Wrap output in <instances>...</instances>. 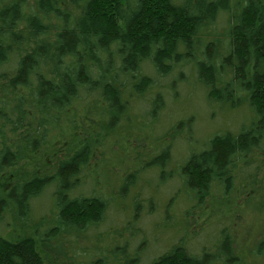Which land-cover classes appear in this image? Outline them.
<instances>
[{
  "label": "trees",
  "instance_id": "obj_1",
  "mask_svg": "<svg viewBox=\"0 0 264 264\" xmlns=\"http://www.w3.org/2000/svg\"><path fill=\"white\" fill-rule=\"evenodd\" d=\"M185 71L252 119L179 159ZM104 227L89 264H264V0H0V264H71Z\"/></svg>",
  "mask_w": 264,
  "mask_h": 264
},
{
  "label": "rangeland",
  "instance_id": "obj_2",
  "mask_svg": "<svg viewBox=\"0 0 264 264\" xmlns=\"http://www.w3.org/2000/svg\"><path fill=\"white\" fill-rule=\"evenodd\" d=\"M171 80L172 79H170V81ZM166 98L168 107L165 115L168 117V119L167 124L161 125L162 133L166 131L169 126L174 125L178 121L190 118L194 120L192 124V137H188L190 139V142L186 143L189 146H187L183 142H178L175 145V149L173 151V155L176 158L179 157V154L181 152L183 153L184 158H186L189 152L199 151L201 148H203L202 146L204 144H206L212 137L217 134H222L231 130L238 132L242 127L247 128L250 125L252 119V114L246 107H242L241 109L230 112L227 111L225 109V106L223 105H210L207 102L206 88L201 86L197 82V78L194 74L188 73L187 71L184 72V78L177 85V89L173 92V94L169 93ZM138 113L142 116L147 115L149 118L151 116L148 115L149 110H146L145 108L141 109ZM165 115L162 117L163 119L161 118L162 121L165 120ZM135 119L136 117H130L129 121L132 122ZM143 119L146 120V118ZM143 119L139 118L134 122L143 123ZM86 127L88 131L90 128V124H86ZM108 177L113 180V178L115 177V173H112ZM98 179L101 181V176H99ZM7 181L8 180H5L4 182L6 183ZM109 182H111L113 185H116L117 181ZM113 192L116 196L122 193L120 184L113 186ZM167 194L169 193H165V195ZM119 200H121V198ZM9 222L11 223V229L10 231H7H9L8 233L11 237L17 235H28L27 233L29 232L26 230V227L23 226L25 225L23 221H20V223L11 219ZM190 222L193 223V221L191 220ZM246 224V226H252V232H254L255 234L256 229L254 227V219L250 217V215L246 218ZM32 225L34 227H37L39 225V221L34 220ZM106 229L107 227L100 228L98 229V231L102 234L94 233L89 236H85L83 233H79L76 238L77 248H68L67 250V253L70 257L74 256V259L70 261L71 264H89L93 259L96 260L97 258L101 259L106 257L108 254L106 249L108 247L107 241L109 240L108 238L106 239ZM211 231H216V228L210 226L204 234ZM71 240H74V238ZM54 247L58 248L59 246L55 245ZM61 250L62 247H60V250L59 248L56 249V251ZM63 252L65 253V251ZM63 252L61 251V253ZM83 253L87 254V258H82V260H79L80 256ZM51 261L52 264H59L55 257H51ZM253 262L254 261H251V264H254Z\"/></svg>",
  "mask_w": 264,
  "mask_h": 264
},
{
  "label": "bare ground",
  "instance_id": "obj_3",
  "mask_svg": "<svg viewBox=\"0 0 264 264\" xmlns=\"http://www.w3.org/2000/svg\"><path fill=\"white\" fill-rule=\"evenodd\" d=\"M160 122H161V120H160Z\"/></svg>",
  "mask_w": 264,
  "mask_h": 264
}]
</instances>
